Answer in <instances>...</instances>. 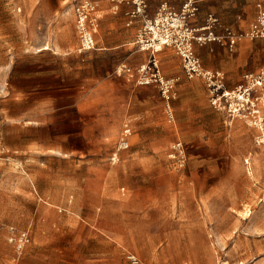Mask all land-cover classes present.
I'll return each instance as SVG.
<instances>
[{"label": "crops", "instance_id": "1", "mask_svg": "<svg viewBox=\"0 0 264 264\" xmlns=\"http://www.w3.org/2000/svg\"><path fill=\"white\" fill-rule=\"evenodd\" d=\"M79 1L19 2V11L24 9L26 13L25 49L14 53L10 66L17 106L10 114L13 122L21 125L23 144L13 146L7 140L12 132H6V138L1 133L0 152L31 156L39 160V169L44 172L49 171L50 160L56 158L60 164L55 179L41 172L33 173L29 184L26 182L29 191L25 198L37 209L25 217L47 220L50 207L59 208L71 197L75 200L88 194L108 198V187L115 185L112 179L108 183V172L112 178L114 171H164L171 164L176 186L195 200L200 195L201 202L208 199L210 173L215 172L216 183L211 188L216 193V188L229 180L234 158L245 160L248 174L255 181L260 165L254 156L259 131L216 109L206 80L189 78L174 48L167 47L155 55L139 51L135 42L142 23L139 19L130 22L126 14L130 5L91 0L96 3L94 16L98 21L96 47L81 51L75 13ZM146 2L153 15L163 3L180 10L185 0ZM199 8L198 15L190 21L192 26L201 27L215 16L219 20L217 34L232 31L245 35L234 49L219 42L195 46L204 70L220 74L225 88L233 90L246 74L264 66V38L249 36L264 11V0H199ZM152 58L158 60L162 75L174 81L169 101L157 85H138L135 79L116 72L121 65L137 67ZM126 128L130 130L125 138L128 148H123L120 142ZM178 143L183 146V150L176 151L184 157L183 166L169 157ZM82 157L89 161L82 162ZM66 161L77 170L83 163L98 178L73 179L70 184L61 169ZM6 183L10 182L0 186H12ZM48 186L56 189H43ZM70 186L74 188L73 196L65 190ZM7 191L10 190L3 193ZM16 228L34 235L32 225ZM47 231V226L40 225L36 237L24 254L18 252V258L11 255L15 246L8 242L0 248H4L0 264H72L54 261L49 252L36 250L42 244L41 235ZM6 232L9 234L8 229ZM101 233L108 238V231Z\"/></svg>", "mask_w": 264, "mask_h": 264}, {"label": "rangeland", "instance_id": "2", "mask_svg": "<svg viewBox=\"0 0 264 264\" xmlns=\"http://www.w3.org/2000/svg\"><path fill=\"white\" fill-rule=\"evenodd\" d=\"M19 2L0 0V138L1 133L6 138V132H12L7 140L13 146L23 144L21 125L14 123L10 114L17 108L10 66L14 53L25 49L26 13L19 11ZM26 134L32 136L31 132ZM254 156L260 158L255 181L245 160L234 158L229 180L216 188V193L211 188L216 183L215 172L210 173L204 202L200 195L195 200L176 186L169 164L164 171H114L112 178L108 172V183L112 179L115 184L108 187V198L88 194L75 200L71 197L59 208L50 207L47 220H29L25 215L37 206L25 198L27 183L33 173L43 172L55 179L60 164L54 158L49 171L44 172L39 169V160L31 156L0 152V185L12 184L0 186V248L9 242L6 230L10 226L23 229L32 225L33 240L41 225L48 231L41 235L42 244L36 250L49 252L54 261L134 264V256L138 264H264V144L257 143ZM82 158V162L89 161ZM61 169L70 184L73 179L98 178L83 163L77 170L66 161ZM66 189L73 196L74 188ZM4 190L10 191L4 194ZM104 231H108V238L101 233ZM11 255L19 257L16 248Z\"/></svg>", "mask_w": 264, "mask_h": 264}, {"label": "built area", "instance_id": "3", "mask_svg": "<svg viewBox=\"0 0 264 264\" xmlns=\"http://www.w3.org/2000/svg\"><path fill=\"white\" fill-rule=\"evenodd\" d=\"M110 1L131 6L126 13L130 22L141 20L142 25L135 42L139 51L155 55L167 47L174 48L182 58L187 76L189 78L202 77L206 80L212 95V105L225 112L231 120H243L250 127L257 129L259 131L258 143L264 144L260 143L262 138L264 140V66L255 72L246 74L241 84L229 90L225 88L223 77L220 74L204 70L201 59L195 51L196 45H206L211 42H219L234 49L237 41L245 35H238L232 31H227L225 35L217 34L215 29L219 25V20L215 16H210L201 27L192 26L190 21L198 15L200 10L199 0H185L180 10H175L168 3H163L153 15L148 11L146 0ZM95 11L96 3L91 0H81L75 6L81 51L96 47L95 34L98 21L94 16ZM249 36L253 39L264 38V11L260 12ZM116 72L119 76L127 75L135 79L138 85H157L164 99L169 101L172 98L174 81L162 75L156 58L137 67L121 65ZM129 133L128 128L123 132L124 138L121 142L123 148H128L125 138ZM173 149L174 152L169 155L170 159L181 161L183 166L184 157L176 152L183 150L182 144H176ZM8 233L9 243L14 244L20 254L26 246L32 243V235L29 231L18 230L10 226ZM131 260L134 264L139 263L134 256Z\"/></svg>", "mask_w": 264, "mask_h": 264}, {"label": "bare ground", "instance_id": "4", "mask_svg": "<svg viewBox=\"0 0 264 264\" xmlns=\"http://www.w3.org/2000/svg\"><path fill=\"white\" fill-rule=\"evenodd\" d=\"M47 46V45H46ZM262 137H260V139H261ZM260 143H264V140H263V138H262V140L260 141ZM257 159V158H256ZM259 161H260V158H259ZM258 161V162H259ZM256 173V172H255ZM253 174H254V171H253Z\"/></svg>", "mask_w": 264, "mask_h": 264}]
</instances>
